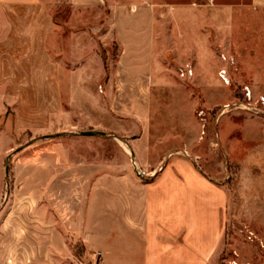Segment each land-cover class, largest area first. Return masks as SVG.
<instances>
[{
    "label": "crops",
    "instance_id": "0c3cea01",
    "mask_svg": "<svg viewBox=\"0 0 264 264\" xmlns=\"http://www.w3.org/2000/svg\"><path fill=\"white\" fill-rule=\"evenodd\" d=\"M188 1L0 0V216L8 164L24 223L32 176H40L37 215L43 239L56 242H46L49 252L71 236L91 264H210L221 247L223 186L178 156L144 179L130 156L146 170L163 161L153 96L169 48L190 53L186 17L198 10ZM213 3L216 14H234L235 4ZM248 8L264 15V0ZM251 29L264 47V24ZM32 133L57 136L43 144L39 167L28 146L15 150ZM14 202L7 214L15 215Z\"/></svg>",
    "mask_w": 264,
    "mask_h": 264
},
{
    "label": "rangeland",
    "instance_id": "374dc122",
    "mask_svg": "<svg viewBox=\"0 0 264 264\" xmlns=\"http://www.w3.org/2000/svg\"><path fill=\"white\" fill-rule=\"evenodd\" d=\"M188 2L198 10L186 17L190 53L175 56L177 48H169L159 92L153 96L155 157L164 156L166 162L187 157L225 189L223 242L210 264H264V106L258 103L264 97V47L256 46L251 29L264 24V15L249 10L248 0H225L236 5L229 16L216 14L213 0ZM182 20L181 24L188 22ZM186 67L192 68L193 76L182 78L180 69ZM222 69L228 71L230 85L221 80ZM247 88L253 95L250 101L244 95ZM31 138V143L27 137L25 142L21 139L15 150L28 146V158L39 167L43 144L57 136L32 133ZM8 165L5 211L0 216V264H91L81 242L71 236L63 240L60 253L49 252L46 242H56L43 239V216L37 215L43 206V184L38 175L32 176V214L24 223L19 210L23 199L11 196L14 173ZM13 200L15 215L7 214ZM23 231L28 238L20 237Z\"/></svg>",
    "mask_w": 264,
    "mask_h": 264
},
{
    "label": "built area",
    "instance_id": "2783aa9c",
    "mask_svg": "<svg viewBox=\"0 0 264 264\" xmlns=\"http://www.w3.org/2000/svg\"><path fill=\"white\" fill-rule=\"evenodd\" d=\"M222 59L225 62L228 61V59L226 58L225 55H222ZM219 75H220L221 80L226 85H230V79L228 77V71L226 69H222L220 71V74ZM180 76L182 78L192 77L193 76V70H192V68L186 67V68L180 69ZM244 95H245V98L248 99L249 101L252 100V98H253L252 92L248 88L245 89ZM258 103L260 105L264 106V97H261L258 100ZM200 115L201 116L204 115V112H200ZM177 155H179V153H177ZM130 156H131L132 165L135 168V171H136L137 175L139 177H141V178H144V179H155V178H157L158 175L164 170L165 165H166V160H164L157 167L146 170V169L140 168V166L137 164L135 158H133L132 155H130ZM173 156H174V154L170 155L169 156V159L172 158Z\"/></svg>",
    "mask_w": 264,
    "mask_h": 264
},
{
    "label": "water",
    "instance_id": "95a60500",
    "mask_svg": "<svg viewBox=\"0 0 264 264\" xmlns=\"http://www.w3.org/2000/svg\"><path fill=\"white\" fill-rule=\"evenodd\" d=\"M93 133H84L83 135H92Z\"/></svg>",
    "mask_w": 264,
    "mask_h": 264
},
{
    "label": "trees",
    "instance_id": "16d2710c",
    "mask_svg": "<svg viewBox=\"0 0 264 264\" xmlns=\"http://www.w3.org/2000/svg\"><path fill=\"white\" fill-rule=\"evenodd\" d=\"M222 186V185H221Z\"/></svg>",
    "mask_w": 264,
    "mask_h": 264
}]
</instances>
